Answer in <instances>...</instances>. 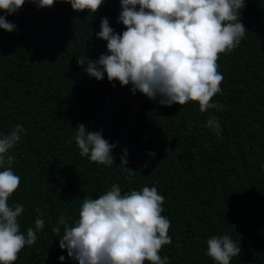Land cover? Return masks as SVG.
I'll return each mask as SVG.
<instances>
[{"label": "trees", "instance_id": "obj_1", "mask_svg": "<svg viewBox=\"0 0 264 264\" xmlns=\"http://www.w3.org/2000/svg\"><path fill=\"white\" fill-rule=\"evenodd\" d=\"M120 11L119 0H105L94 14L62 2L0 12L16 26L0 29V134L24 128L9 153L20 185L8 203L25 209L22 233L35 229L37 218L45 222L14 264H77L51 229L61 215L74 225L83 199L98 198L112 184L122 194L156 187L164 197L172 242L159 254L168 264H215L207 240L224 235L241 248L230 264H264V0H245L239 19L247 32L218 60L223 81L212 102L223 108L205 113L197 102L162 106L132 94L131 85L86 73L87 57L95 62L107 51L96 36L101 18L121 33ZM210 116L219 136L206 126ZM78 124L117 145L112 166L79 154ZM124 150L131 174L120 165Z\"/></svg>", "mask_w": 264, "mask_h": 264}, {"label": "clouds", "instance_id": "obj_2", "mask_svg": "<svg viewBox=\"0 0 264 264\" xmlns=\"http://www.w3.org/2000/svg\"><path fill=\"white\" fill-rule=\"evenodd\" d=\"M37 8H50L57 2L68 3L76 12L94 14L105 0H0V12L11 15L25 3ZM117 22L121 33L109 25L107 17L100 21L97 38L106 41V53L93 62L87 57L86 73L97 81L104 79L121 86L131 85L132 94L139 92L162 106H184L197 102L199 111L220 110L213 103L221 92L223 76L219 72L221 54L232 52L247 32L240 22L245 0H119ZM16 26L0 15V29L14 31ZM83 66L85 60L77 59ZM206 126L219 136L220 125L209 117ZM24 132L15 125L8 134H0V264H14L25 246L37 241L36 232L43 229L44 219L35 220V229L20 231L18 217L25 211L22 205L10 206L8 201L20 185L14 173L16 146ZM79 154L99 165L112 166L115 143H109L102 131H86L78 124L74 137ZM71 142V141H70ZM127 150L120 165L127 168ZM154 158L155 153L149 152ZM145 163L144 167H147ZM164 197L156 187L145 186L122 194L117 184L98 198H85L74 225L61 215L52 232L59 237V248L77 264H168L161 257L163 246L172 242L168 234L170 220L162 215ZM39 213V209L35 210ZM60 225L63 234L60 235ZM241 248L228 235L212 236L207 240V255L215 264H230ZM64 256L59 260L63 261Z\"/></svg>", "mask_w": 264, "mask_h": 264}, {"label": "bare ground", "instance_id": "obj_3", "mask_svg": "<svg viewBox=\"0 0 264 264\" xmlns=\"http://www.w3.org/2000/svg\"><path fill=\"white\" fill-rule=\"evenodd\" d=\"M264 94V93H263ZM144 146V145H143Z\"/></svg>", "mask_w": 264, "mask_h": 264}]
</instances>
